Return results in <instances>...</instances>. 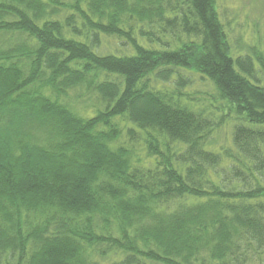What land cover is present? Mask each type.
Returning a JSON list of instances; mask_svg holds the SVG:
<instances>
[{"label":"trees","instance_id":"trees-1","mask_svg":"<svg viewBox=\"0 0 264 264\" xmlns=\"http://www.w3.org/2000/svg\"><path fill=\"white\" fill-rule=\"evenodd\" d=\"M216 0H0V264H264V51Z\"/></svg>","mask_w":264,"mask_h":264},{"label":"rangeland","instance_id":"rangeland-1","mask_svg":"<svg viewBox=\"0 0 264 264\" xmlns=\"http://www.w3.org/2000/svg\"><path fill=\"white\" fill-rule=\"evenodd\" d=\"M233 44L247 43L264 51V0H216Z\"/></svg>","mask_w":264,"mask_h":264}]
</instances>
